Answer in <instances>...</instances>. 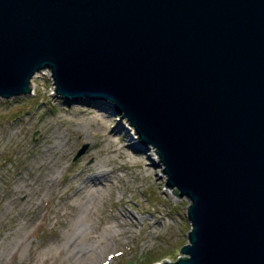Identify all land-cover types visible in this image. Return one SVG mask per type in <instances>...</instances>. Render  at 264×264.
I'll list each match as a JSON object with an SVG mask.
<instances>
[{
	"label": "water",
	"instance_id": "95a60500",
	"mask_svg": "<svg viewBox=\"0 0 264 264\" xmlns=\"http://www.w3.org/2000/svg\"><path fill=\"white\" fill-rule=\"evenodd\" d=\"M46 67L124 110L190 198L185 254L152 264H264V0H0V96Z\"/></svg>",
	"mask_w": 264,
	"mask_h": 264
},
{
	"label": "rangeland",
	"instance_id": "374dc122",
	"mask_svg": "<svg viewBox=\"0 0 264 264\" xmlns=\"http://www.w3.org/2000/svg\"><path fill=\"white\" fill-rule=\"evenodd\" d=\"M46 68L34 72L31 92L0 96V264H152L185 254L191 200L167 184L156 146L139 142L124 110L57 95ZM135 141L141 154L124 157ZM139 158L151 166L148 173ZM91 165L108 178L83 203L69 179ZM75 223L84 230H73Z\"/></svg>",
	"mask_w": 264,
	"mask_h": 264
},
{
	"label": "bare ground",
	"instance_id": "6f19581e",
	"mask_svg": "<svg viewBox=\"0 0 264 264\" xmlns=\"http://www.w3.org/2000/svg\"><path fill=\"white\" fill-rule=\"evenodd\" d=\"M39 73V72H38ZM37 73V74H38ZM32 80V79H31ZM31 86H35V82L31 81ZM74 101H79V100H74ZM95 101V100H92ZM99 109H103L104 107H99ZM106 110V109H105ZM114 133V130H113ZM111 136V133H107ZM109 137V136H108ZM141 143V142H140ZM142 144V143H141ZM52 146V145H51ZM139 142L135 141L132 145L128 146L125 150H123V156H127V155H140L141 151H143L142 149L139 148ZM52 148V147H51ZM50 148V149H51ZM140 159V158H139ZM138 159V160H139ZM137 165L144 169L145 173H148L149 170L151 169V166H148L146 163H144L143 161H141V159L138 161ZM147 165V166H146ZM101 167V165H99ZM120 168L124 169L125 163H123L122 165L119 166ZM91 169V171L89 173L86 174H81L80 172L78 173L77 176H74L72 178L69 179V183H71L73 180H76V184L73 185V189H74V194H76L80 200H82V202L84 203V201H89V199L92 198L93 195H95L96 192L100 193V191L103 188V184L106 182L105 180H107L108 176H107V172H103V170H99V167L96 165H91V167H89ZM98 168V169H97ZM105 171V170H104ZM127 171V170H126ZM112 172V171H111ZM109 174V173H108ZM111 178V177H110ZM78 179V181H77ZM94 188V189H92ZM81 202V203H82ZM85 202V203H86ZM127 208V207H126ZM81 209V208H80ZM84 213V212H82ZM81 213V214H82ZM86 213V212H85ZM80 214V213H79ZM126 215L124 213L118 214V219L123 220L124 225L127 224L126 221ZM150 218V217H148ZM163 216L161 215V218H159L158 220L154 221L155 224H153V227L157 226V224L162 223L163 221ZM147 221L150 222L149 219H146ZM125 221V222H124ZM120 222V221H119ZM134 222H136V220H134ZM133 222V223H134ZM86 226V225H85ZM151 227V229L153 228ZM73 230H84V227L80 226L79 223H75L74 226L72 227ZM86 229V227H85ZM81 233V232H80ZM79 233V234H80ZM78 234V235H79ZM85 234V233H84ZM75 235V234H74ZM73 235V236H74ZM81 236V234H80ZM74 243V242H73ZM72 243V244H73ZM81 245V244H80ZM83 245V244H82ZM75 253L76 254H82L84 253V251L86 250L85 246H79V245H75ZM71 247V248H74ZM92 247V246H91ZM94 248V246H93ZM93 253V252H92ZM86 254V253H85ZM85 256V255H84Z\"/></svg>",
	"mask_w": 264,
	"mask_h": 264
},
{
	"label": "built area",
	"instance_id": "2783aa9c",
	"mask_svg": "<svg viewBox=\"0 0 264 264\" xmlns=\"http://www.w3.org/2000/svg\"><path fill=\"white\" fill-rule=\"evenodd\" d=\"M45 69H47V68H42L41 71H42V70L44 71ZM50 71H51V70H50Z\"/></svg>",
	"mask_w": 264,
	"mask_h": 264
},
{
	"label": "trees",
	"instance_id": "16d2710c",
	"mask_svg": "<svg viewBox=\"0 0 264 264\" xmlns=\"http://www.w3.org/2000/svg\"><path fill=\"white\" fill-rule=\"evenodd\" d=\"M176 192H178V190L176 189ZM170 260H172V259H170ZM151 262H152V260H151ZM150 263V262H149Z\"/></svg>",
	"mask_w": 264,
	"mask_h": 264
}]
</instances>
